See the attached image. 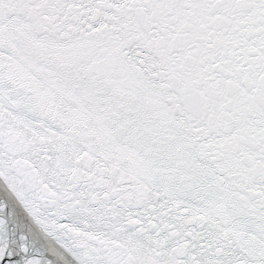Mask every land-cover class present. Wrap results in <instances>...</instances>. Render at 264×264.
Here are the masks:
<instances>
[{
  "label": "snow or ice",
  "instance_id": "obj_1",
  "mask_svg": "<svg viewBox=\"0 0 264 264\" xmlns=\"http://www.w3.org/2000/svg\"><path fill=\"white\" fill-rule=\"evenodd\" d=\"M0 264H264V0H0Z\"/></svg>",
  "mask_w": 264,
  "mask_h": 264
}]
</instances>
